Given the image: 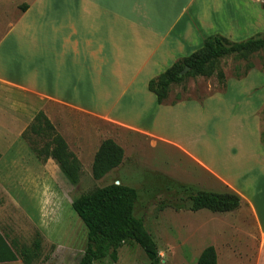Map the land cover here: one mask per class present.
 Listing matches in <instances>:
<instances>
[{
  "label": "rangeland",
  "instance_id": "obj_1",
  "mask_svg": "<svg viewBox=\"0 0 264 264\" xmlns=\"http://www.w3.org/2000/svg\"><path fill=\"white\" fill-rule=\"evenodd\" d=\"M257 1L259 3H253L251 10L255 25L233 32L228 40L241 42L264 34V0ZM249 66L253 69L247 76L236 80L235 76L242 75ZM218 67L225 76L223 92L214 75L186 77L183 83L171 87L168 101L180 95L192 99L180 102L193 101L201 105L218 94L216 98L221 102H211L200 110L191 106L188 108L191 111L173 113L153 126L149 123L155 112L147 107L144 119L137 122L140 127L183 145L204 162L207 169L196 164L179 146L161 142L155 145L134 132H129L127 137L102 120L63 110L58 114L61 122L56 124L57 129L62 130L71 143L69 151L80 166L79 182L71 185L58 164L46 156L53 147V133L60 134L54 128L50 130L42 118L35 120L37 112L8 110L13 109L6 102L11 95L2 94L1 120L6 122L9 115L23 120L22 144L39 162L36 163L33 156L19 160L22 172L16 175V185L0 186V233L7 242H16L19 248L28 249L25 260L20 258L8 264H77L86 247V229L72 210L71 202L94 188L112 183L128 186L136 192L135 216L142 220L156 246L160 258L156 264H194L207 246L214 247L218 264H250L251 258L255 261L256 249L264 238V225L257 221L249 205H252L260 178L259 162L264 164V50L251 55L247 61L225 57ZM252 72L254 74L250 75ZM237 100L240 101L237 105L246 109L236 118L239 109L234 103ZM244 100L249 104H242ZM254 105H257L259 162L253 159L254 150L259 147L255 148V121L249 115ZM108 137L118 138L123 145L124 162L96 181L91 176L93 157L98 145ZM27 164L32 167L25 172ZM199 191L239 194L240 207L229 213L193 212L187 196ZM36 241L38 247H35ZM98 264L152 262L138 245L129 243L118 250L116 262L105 259Z\"/></svg>",
  "mask_w": 264,
  "mask_h": 264
},
{
  "label": "crops",
  "instance_id": "obj_2",
  "mask_svg": "<svg viewBox=\"0 0 264 264\" xmlns=\"http://www.w3.org/2000/svg\"><path fill=\"white\" fill-rule=\"evenodd\" d=\"M244 1L0 0V98L2 94L11 95L6 102L13 109L8 110L41 112L69 150L71 143L56 125L61 122L58 114L63 110L102 120L127 137L134 132L155 145L161 142L179 146L196 164L207 169L183 145L140 127L137 122L144 119L147 107L155 112L149 123L153 126L173 113L191 111V106L199 109L221 102L215 94L201 105L193 101L161 105L147 85L172 64L201 48L209 35L230 39L233 32L252 28L256 23L252 4L259 2ZM237 103L240 101L234 104ZM242 104L249 103L244 100ZM239 105L241 113L237 112L236 118L246 109ZM257 105L249 115L255 121V148L259 147L254 150L253 159L259 162ZM1 119L0 109V186H12L16 185L18 172H22L18 161L35 156L22 144L23 120L11 115L6 122ZM108 139L120 146L125 155L118 138ZM123 162L124 157L121 165ZM259 164L260 178L249 206L264 225V164ZM30 167L27 164L25 172ZM239 169L243 170L242 165ZM255 255L250 264H264V238Z\"/></svg>",
  "mask_w": 264,
  "mask_h": 264
},
{
  "label": "trees",
  "instance_id": "obj_3",
  "mask_svg": "<svg viewBox=\"0 0 264 264\" xmlns=\"http://www.w3.org/2000/svg\"><path fill=\"white\" fill-rule=\"evenodd\" d=\"M264 9V7H263ZM264 50V34H259L241 42H232L220 35H213L203 41L201 48L186 58H182L172 64L157 77L148 82L147 89L152 93L158 104L173 106L183 100H192L176 95L169 102L168 96L172 86H178L186 77L210 78L215 76L223 92L225 76L219 69V62L225 57H233L236 61H247L248 58ZM188 71L184 75L180 72L185 68ZM249 70L240 76V80L247 76ZM35 120L43 119L44 124L53 130V126L39 112ZM53 147L46 156L56 162L64 178L71 184L79 182L80 166L69 151L64 139L53 133ZM261 143L263 138L261 135ZM123 149L111 139L101 142L93 157L91 176L94 180H100L112 170L119 167L123 161ZM136 192L121 184L112 183L105 187L94 188L88 193L79 195L71 202V208L86 229V247L77 264H98L105 259L112 263L117 260L118 250L125 244L134 243L145 253L146 257L156 264L159 254L151 237L144 228L141 219L135 216ZM190 210L197 212L208 210L214 213H229L240 207V197L232 192L213 193L199 191L187 196ZM38 247V242H35ZM28 249L18 247L16 242L9 243L0 233V264H8L18 259H26ZM194 264H218L217 254L213 246L205 247Z\"/></svg>",
  "mask_w": 264,
  "mask_h": 264
},
{
  "label": "water",
  "instance_id": "obj_4",
  "mask_svg": "<svg viewBox=\"0 0 264 264\" xmlns=\"http://www.w3.org/2000/svg\"><path fill=\"white\" fill-rule=\"evenodd\" d=\"M187 71H188V68L185 67V68L180 72V75H184Z\"/></svg>",
  "mask_w": 264,
  "mask_h": 264
}]
</instances>
